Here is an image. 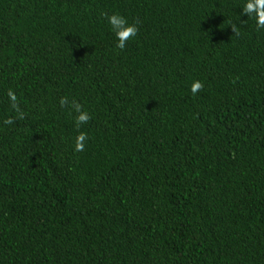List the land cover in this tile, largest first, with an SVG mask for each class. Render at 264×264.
<instances>
[{
    "label": "trees",
    "instance_id": "obj_1",
    "mask_svg": "<svg viewBox=\"0 0 264 264\" xmlns=\"http://www.w3.org/2000/svg\"><path fill=\"white\" fill-rule=\"evenodd\" d=\"M244 2L0 0V264H264V29ZM102 13L139 21L124 50Z\"/></svg>",
    "mask_w": 264,
    "mask_h": 264
},
{
    "label": "clouds",
    "instance_id": "obj_2",
    "mask_svg": "<svg viewBox=\"0 0 264 264\" xmlns=\"http://www.w3.org/2000/svg\"><path fill=\"white\" fill-rule=\"evenodd\" d=\"M101 15L106 19L109 30L112 33L113 39L115 41V47L117 49L124 50L129 40L137 36L139 31V21L129 22L125 16L119 13H102ZM241 15H247L249 19L254 20L257 30L264 29V0H245L241 10ZM231 28L235 35H239L237 26L235 24L231 25ZM201 87L202 85L197 81L193 83L190 90L193 94H196ZM7 96L10 106L16 111V118L23 119V113H21L18 109L17 97L14 92L11 90L8 91ZM60 103L63 105L64 100L62 99ZM76 111L77 115L74 119V123L77 130H79L81 125L87 123L90 117L79 107H77ZM5 123L12 124L13 120L11 118L7 119ZM86 140L87 136L83 132H79V134L75 137L74 151H83Z\"/></svg>",
    "mask_w": 264,
    "mask_h": 264
}]
</instances>
